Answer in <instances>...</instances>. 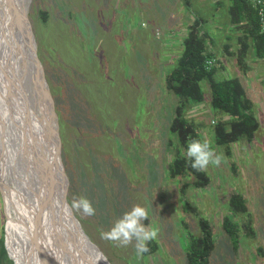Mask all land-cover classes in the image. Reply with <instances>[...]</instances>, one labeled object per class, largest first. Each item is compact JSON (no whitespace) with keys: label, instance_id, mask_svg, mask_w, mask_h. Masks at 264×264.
I'll list each match as a JSON object with an SVG mask.
<instances>
[{"label":"rangeland","instance_id":"1","mask_svg":"<svg viewBox=\"0 0 264 264\" xmlns=\"http://www.w3.org/2000/svg\"><path fill=\"white\" fill-rule=\"evenodd\" d=\"M179 1L28 0L31 30L27 27V36L23 32L22 19L27 23L24 14L18 21L22 44L34 60L37 54L52 101L57 124L56 152L60 157L61 205L97 264H108L105 257L110 264H187L190 238L200 237L202 218L210 223L216 235L213 238L218 239L209 264L212 259H229L228 249L237 250L231 240L222 244L229 239L222 228L226 217L237 223L236 247L238 241L251 239L248 244L240 242L241 246L246 250H254L255 246L256 260L264 254V135L256 132L251 140L218 144L214 127L224 119L211 105L206 80L200 82L205 109L192 114L188 104L184 117L195 127L199 140L207 139L217 154H223L224 162L196 172L184 156L186 148L170 130L180 100L168 89L166 78L182 52L189 25L194 19H202L200 33L212 31L216 40L225 26V38L218 44L217 55L208 48L213 54V67L222 63L220 58L231 56L241 67L243 58L235 42L238 35H231L242 34L241 29L233 27L225 16L224 3L228 0H221L220 4L211 0ZM242 73H246L245 68ZM226 75L216 69L214 79ZM251 88L248 92L256 105L252 111L259 117L264 113V83L255 88L251 82ZM28 89L20 105L34 112L32 98L36 88L29 85ZM0 93L5 94L1 84ZM11 102L10 114L18 126L13 131L1 124L0 144L3 142L4 150L0 151V170L4 169L2 153L7 163L19 162V158L14 160V150L21 144L27 156L35 134L31 114H21L19 100ZM2 104L0 99V123L4 117ZM8 115L7 112L5 121H9ZM22 132L27 140L19 138L14 145L16 133ZM178 158H184L185 168L173 176L168 166ZM204 178L208 179L207 184L198 186ZM8 179L18 184L13 172ZM64 193L77 227L67 211ZM233 193L242 196L245 212L234 214L230 210L228 203ZM82 196L92 202L95 215L85 216L72 207ZM134 204L147 207L150 215L145 225L151 222L152 227L159 229L158 239L148 243L150 251L143 256L136 255L135 241L128 247H118L101 236ZM13 224L19 230L11 234ZM19 226L11 220L0 193V237L12 264V255L18 264L22 263L20 247L15 244L24 240L26 232ZM34 252L36 261L29 256L26 264H44L37 256L39 252Z\"/></svg>","mask_w":264,"mask_h":264},{"label":"bare ground","instance_id":"2","mask_svg":"<svg viewBox=\"0 0 264 264\" xmlns=\"http://www.w3.org/2000/svg\"><path fill=\"white\" fill-rule=\"evenodd\" d=\"M27 3L28 0H0V84L5 92V94L0 93L4 115L0 123V130L2 129L1 124L13 131L14 127L18 126V122L12 120L9 110L13 107L11 101L17 102V100H19L18 106L21 114L23 115L24 112L31 114L35 127L31 151L27 156H24L25 152L21 144L14 150L17 157L14 160L19 158V162H15L16 165L14 161V165L7 163L3 153L1 155L4 162V169L0 170L1 179L4 180L2 183L3 198L11 220L22 226L26 232L23 236L24 240H21L20 244H14L15 247H20L17 251L21 264H26L25 259L29 256L32 257V251H35V254L39 252L37 256L44 264H97L94 256L89 253L79 239L75 227L70 223V218L61 205L59 162L57 161L59 152H56L58 143L54 135L57 124L56 120L54 122L52 101L42 68L38 67L36 59H33L34 56L32 57L22 44L21 30L18 24L24 12L26 13L28 10ZM22 21L23 32L27 36V23L24 19ZM29 85H34L37 92L32 98L34 112L27 110L26 106L21 108L20 105L29 92ZM10 103L11 105H9ZM7 112L9 121L4 120ZM11 125H13L12 128ZM16 135L14 145L19 138L27 140L24 132L16 133ZM2 149L4 150L3 142L0 144V151L3 152ZM11 172L18 184H13L8 179ZM64 200L67 211L69 209L74 217L67 204L65 193ZM7 220L9 224V217ZM73 222L74 224L78 223L75 217ZM13 225L11 234L19 230L15 224ZM75 226L77 227L76 224ZM95 248L97 249L96 246ZM28 250L30 254H27ZM12 257L15 264H18L16 258L13 255ZM105 259L110 264L106 257ZM33 261L36 260L33 259ZM103 263L106 264L105 261Z\"/></svg>","mask_w":264,"mask_h":264},{"label":"trees","instance_id":"3","mask_svg":"<svg viewBox=\"0 0 264 264\" xmlns=\"http://www.w3.org/2000/svg\"><path fill=\"white\" fill-rule=\"evenodd\" d=\"M229 23L236 29H241L242 36L238 38L240 53L244 58L246 49L251 44L255 57L264 58V32H260V22L257 11L250 0H228ZM221 0L216 4H220ZM202 19H194L188 27V33L183 41V50L176 65L168 73L166 82L168 89L179 98V105L175 108V117L170 124L171 132L180 144L186 148L191 139H199L191 121L184 117V108L188 104L193 106L201 103L203 94L200 82L208 81L211 105L214 109L228 116L214 127L215 140L220 145L233 144L239 140H251L258 129L259 123L253 113V103L245 93L239 78L215 80V67L206 68V60L213 54L208 50V33L201 32ZM250 43V44H249ZM190 106V107H191ZM189 107V108H190ZM184 158H178L170 163L168 170L171 175L184 171ZM204 178L198 186L206 185ZM229 208L235 214L246 211L243 198L238 193L231 194ZM236 221L226 217L222 221V228L228 234L229 240L235 247L237 244ZM200 237L190 238L187 253V264H209V257L214 249L213 230L206 219H199ZM3 237H0V264H12L8 258Z\"/></svg>","mask_w":264,"mask_h":264},{"label":"clouds","instance_id":"4","mask_svg":"<svg viewBox=\"0 0 264 264\" xmlns=\"http://www.w3.org/2000/svg\"><path fill=\"white\" fill-rule=\"evenodd\" d=\"M226 119V117H225ZM184 156L190 161V167L196 172H205L209 165L219 167L224 162L223 154H217L212 149L207 139H191L187 142ZM74 209L82 211L85 216H93L96 209L92 202L86 197H80L72 204ZM149 209L140 204H134L126 210L107 231H102L103 239L115 243L118 247H128L135 241L134 247L137 256L150 251L148 243L158 239L159 229L152 227L151 222L146 226L145 221L149 220Z\"/></svg>","mask_w":264,"mask_h":264},{"label":"crops","instance_id":"5","mask_svg":"<svg viewBox=\"0 0 264 264\" xmlns=\"http://www.w3.org/2000/svg\"><path fill=\"white\" fill-rule=\"evenodd\" d=\"M211 1H212V3L218 2V0H211ZM180 2H181V0L179 1V3ZM228 2H225V3H227V5H228ZM225 3H224L225 16H227V18H228V6L226 7ZM224 27H223V30L221 32V35H218V40H216L213 37V32L212 31H209V30L207 31L208 35L210 37V40H208L207 45H208V48H210L211 52L215 51V55H217V53H218V48H219L218 44H219L220 40L225 38L224 37V29L225 28ZM240 34L241 33H239V32H237V34L233 32L231 35H234V36L238 35L237 37L239 38L240 36H242V34L241 35ZM231 35H228V37H230ZM238 38H235V42L237 44H239ZM224 45H226L225 46L226 48L227 47L228 48L231 47L227 43H224L223 46ZM182 50H183V47H182ZM230 50H231V48H230ZM246 53H248V54H246L244 56V58L240 61L241 67H240V65L238 66L237 64L234 63L233 60H234L235 57L231 56V59H228V58L227 59H221L220 58L219 62L222 61V63H219V66L215 67V71L217 69L222 74L226 73L227 75H226V77H224L225 79L234 78V77L238 78L239 77L240 80H241V84H243L245 93L247 94V96L251 100L252 99V94L251 93L249 94V92H248L249 90H252L251 82H252V86H254L255 88H256V86H261L264 83V71H263V66H262L264 64V61L261 58L255 57L254 52L252 51L251 44L246 49ZM239 56H240V58H242L241 55H239ZM244 68H245V72L246 73H242L244 71ZM236 71H238L237 74H236ZM230 73H235V74L234 75H230ZM214 75H215V72H214ZM224 78H222L220 80H223ZM261 96L264 97V93H262ZM255 98H258V97H255ZM252 103L254 104V106L256 108L255 103L253 101H252ZM203 105L204 104L201 103V104H195V105L191 106L192 109H191L190 112L192 114L194 112V114L198 115L199 113H201L205 109V106H203ZM220 116L224 120H226L228 118V116H226L224 114H222V115L220 114ZM225 117H226V119H225ZM256 118H257V121L259 123L258 129L256 130V132L257 133L259 132L261 135H264V113L260 114L259 117L256 116ZM211 122H213V121L211 120ZM251 221H252V223L254 225H256L255 220H251ZM213 237H216V235L215 236L213 235ZM213 240H214V246H215V244L217 243L218 239H213ZM228 240L229 239H224L222 244L223 245H227ZM243 241H245L247 243V242H251V239H242V242ZM240 242L238 241L240 246L238 244V247H236V246L234 247V248H237V250L234 251V249H232V248L227 250V253H229V257H230L229 259H219V258H217L216 260H214V259L211 260L210 259L212 261L211 264H264V254L261 256L260 259L257 258V260H256V259H254V253L256 254V252L254 251L255 250V246H253L254 250H251L250 248H248V250H246L243 246H241L242 242L241 243ZM252 244H253V242H252Z\"/></svg>","mask_w":264,"mask_h":264},{"label":"built area","instance_id":"6","mask_svg":"<svg viewBox=\"0 0 264 264\" xmlns=\"http://www.w3.org/2000/svg\"><path fill=\"white\" fill-rule=\"evenodd\" d=\"M251 4L257 11V16L260 22V32H264V0H250ZM264 61V58H263ZM214 58L206 60V68L210 69L213 67Z\"/></svg>","mask_w":264,"mask_h":264},{"label":"water","instance_id":"7","mask_svg":"<svg viewBox=\"0 0 264 264\" xmlns=\"http://www.w3.org/2000/svg\"><path fill=\"white\" fill-rule=\"evenodd\" d=\"M24 16L26 17V22H27V24H26V28L28 27L30 30H31V26H30V21L28 22V12H26V13H24ZM31 33H32V31H31ZM32 36H33V34H32ZM36 62L38 63V67H41L42 68V65H41V63H40V61H39V59H38V57H37V54H36ZM43 70V69H42ZM52 110H53V108H52ZM59 146H60V144H59ZM60 158V157H59ZM58 162H59V160H58ZM3 179H1V172H0V193H1V195H2V197H3V186H2V183H3ZM7 217V216H6ZM73 219H74V217H73ZM6 222H7V219H6ZM81 230H82V228H81ZM83 231V230H82ZM5 239H6V234H5ZM11 258V257H10Z\"/></svg>","mask_w":264,"mask_h":264}]
</instances>
